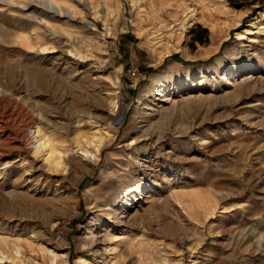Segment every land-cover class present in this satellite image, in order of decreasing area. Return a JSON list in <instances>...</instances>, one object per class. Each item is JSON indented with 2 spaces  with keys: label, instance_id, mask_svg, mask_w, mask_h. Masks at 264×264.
<instances>
[{
  "label": "rangeland",
  "instance_id": "obj_1",
  "mask_svg": "<svg viewBox=\"0 0 264 264\" xmlns=\"http://www.w3.org/2000/svg\"><path fill=\"white\" fill-rule=\"evenodd\" d=\"M0 264H264V0H0Z\"/></svg>",
  "mask_w": 264,
  "mask_h": 264
},
{
  "label": "bare ground",
  "instance_id": "obj_2",
  "mask_svg": "<svg viewBox=\"0 0 264 264\" xmlns=\"http://www.w3.org/2000/svg\"><path fill=\"white\" fill-rule=\"evenodd\" d=\"M218 62L220 65H222L223 69H227L226 64H225L226 61L223 62L222 60H218Z\"/></svg>",
  "mask_w": 264,
  "mask_h": 264
},
{
  "label": "trees",
  "instance_id": "obj_3",
  "mask_svg": "<svg viewBox=\"0 0 264 264\" xmlns=\"http://www.w3.org/2000/svg\"><path fill=\"white\" fill-rule=\"evenodd\" d=\"M203 32H205V29H203ZM195 39H196V40H199V41L202 40L201 36H197Z\"/></svg>",
  "mask_w": 264,
  "mask_h": 264
}]
</instances>
